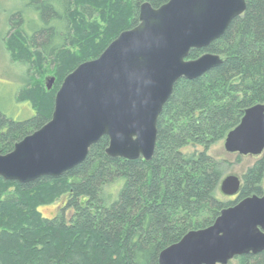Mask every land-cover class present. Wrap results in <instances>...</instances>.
Returning <instances> with one entry per match:
<instances>
[{
  "label": "trees",
  "instance_id": "trees-1",
  "mask_svg": "<svg viewBox=\"0 0 264 264\" xmlns=\"http://www.w3.org/2000/svg\"><path fill=\"white\" fill-rule=\"evenodd\" d=\"M20 1L39 27L17 13L9 20L12 30L39 61H59L66 69L48 98L32 93L39 107L31 119L13 121L0 112V155L50 121L62 80L98 58L121 32L135 28L142 4L159 9L169 0ZM245 3L244 14L220 39L189 53L191 61L211 54L222 63L174 85L157 120L149 161L110 158L103 137L59 179L19 184L0 178V264H158L159 254L187 233L210 227L222 210L262 195L264 159L242 176L234 201H219L222 164L207 154L240 124L247 109L264 104V0ZM99 17L109 28L95 43ZM78 40L85 44L83 56L69 55L67 48ZM186 146L203 151L187 157L181 151ZM10 186L14 193L6 194ZM108 186L113 192L106 194ZM57 194L66 198L63 208L51 219L39 217L40 201ZM234 260L264 264V252Z\"/></svg>",
  "mask_w": 264,
  "mask_h": 264
},
{
  "label": "water",
  "instance_id": "water-1",
  "mask_svg": "<svg viewBox=\"0 0 264 264\" xmlns=\"http://www.w3.org/2000/svg\"><path fill=\"white\" fill-rule=\"evenodd\" d=\"M245 10V0H169L159 9L142 4L135 28L121 32L98 58L63 79L50 121L0 155V178L19 184L59 179L103 137L110 158L149 161L157 120L174 85L198 79L222 63L211 54L191 61L189 53L220 39ZM223 145L229 154L261 155L264 104L247 109ZM240 188L235 176L219 185L226 197H236ZM262 252L264 188L260 197L222 210L210 227L191 231L163 250L158 264H229Z\"/></svg>",
  "mask_w": 264,
  "mask_h": 264
},
{
  "label": "rangeland",
  "instance_id": "rangeland-1",
  "mask_svg": "<svg viewBox=\"0 0 264 264\" xmlns=\"http://www.w3.org/2000/svg\"><path fill=\"white\" fill-rule=\"evenodd\" d=\"M24 14L28 20L32 19L34 27H39L35 20V14L20 0H0V112L13 121H26L35 115L39 107L33 101L32 96L48 98L51 89L63 75L64 69L59 61H39L33 51H27L26 45L12 30L9 20L14 14ZM97 18V16H96ZM98 27V36H94V42L98 43L109 28V24L100 17L95 21ZM92 38V37H91ZM78 40L67 48L69 55L83 56L85 44H79ZM67 53V52H66ZM63 81V80H62ZM35 92V93H34ZM34 93V95L32 94ZM20 97V98H19ZM19 98V99H18ZM36 104V105H35ZM224 140L212 145L208 156L222 164V180L229 176L237 177L242 184V176L257 162L264 159V152L259 156H240L229 154L224 150ZM184 156H191L203 151L199 146H186L182 150ZM264 188V176L261 182ZM14 187H6V194H13ZM113 192V186H108L104 193ZM219 201H234L235 197L223 196L220 189L215 193ZM66 198L62 194L52 195L40 201L36 207L39 217L51 219L63 208ZM67 220L72 212H66ZM34 218H37L35 213ZM230 264H236L232 260Z\"/></svg>",
  "mask_w": 264,
  "mask_h": 264
}]
</instances>
